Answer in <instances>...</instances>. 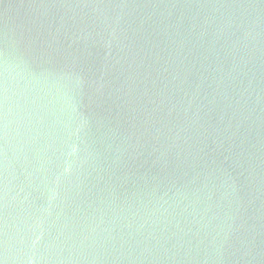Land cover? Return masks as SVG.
<instances>
[{
    "label": "water",
    "instance_id": "water-1",
    "mask_svg": "<svg viewBox=\"0 0 264 264\" xmlns=\"http://www.w3.org/2000/svg\"><path fill=\"white\" fill-rule=\"evenodd\" d=\"M0 264H264V0H0Z\"/></svg>",
    "mask_w": 264,
    "mask_h": 264
}]
</instances>
